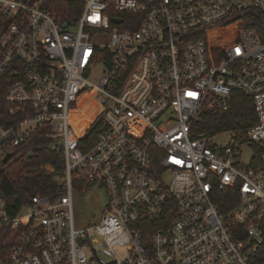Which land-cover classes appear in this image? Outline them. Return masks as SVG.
<instances>
[{"label": "built area", "instance_id": "built-area-1", "mask_svg": "<svg viewBox=\"0 0 264 264\" xmlns=\"http://www.w3.org/2000/svg\"><path fill=\"white\" fill-rule=\"evenodd\" d=\"M81 1L68 24L40 2L0 0V75L21 77L0 157L47 126L65 164L57 197L12 211L0 195L12 242L0 264H264V0ZM235 91L256 124L226 146L194 136ZM96 106L77 130L72 115ZM93 188L103 213L77 228L74 191ZM231 188L238 202L222 212L213 193Z\"/></svg>", "mask_w": 264, "mask_h": 264}, {"label": "trees", "instance_id": "trees-1", "mask_svg": "<svg viewBox=\"0 0 264 264\" xmlns=\"http://www.w3.org/2000/svg\"><path fill=\"white\" fill-rule=\"evenodd\" d=\"M40 2L58 19L71 24L78 20L84 9L81 0H32ZM246 23L240 21L238 28ZM258 26L257 24H254ZM1 39V35H0ZM0 48V59H1ZM21 79L9 68L0 75V123L10 125L15 118L9 113L10 104L6 94L12 84ZM257 117L253 101L239 91L233 93L231 106L226 111L204 110L193 125V135L214 137L224 131H231L237 136L255 125ZM102 123L94 129V141ZM49 128L42 126L30 137L15 147L7 164L0 157V195L7 201L12 211L32 202L36 195L57 197L63 192L64 158L54 141L47 137ZM213 199L222 212L230 211L238 202L236 189L217 190ZM10 234L0 232V252L12 245Z\"/></svg>", "mask_w": 264, "mask_h": 264}, {"label": "rangeland", "instance_id": "rangeland-1", "mask_svg": "<svg viewBox=\"0 0 264 264\" xmlns=\"http://www.w3.org/2000/svg\"><path fill=\"white\" fill-rule=\"evenodd\" d=\"M101 108L95 107L85 111L81 109L79 115H83L84 120L79 121L72 115V122L77 128L85 129L91 123H93L98 116ZM235 141L234 133L231 131H224L216 134L212 138V142L218 146H226ZM254 153V148L251 146L244 145L242 147V158L246 164L251 161ZM107 202V195L105 190L99 188H93L91 190L79 191L75 189L74 191V214H75V224L77 228L85 227L89 222H96L100 219L105 204ZM121 248V247H118ZM119 254H123V249H117Z\"/></svg>", "mask_w": 264, "mask_h": 264}, {"label": "water", "instance_id": "water-1", "mask_svg": "<svg viewBox=\"0 0 264 264\" xmlns=\"http://www.w3.org/2000/svg\"><path fill=\"white\" fill-rule=\"evenodd\" d=\"M12 157V154H7L4 159H3V163L7 164V162L9 161V159Z\"/></svg>", "mask_w": 264, "mask_h": 264}]
</instances>
